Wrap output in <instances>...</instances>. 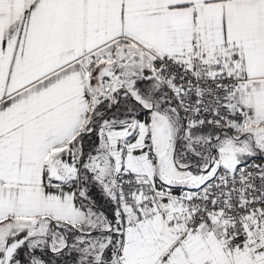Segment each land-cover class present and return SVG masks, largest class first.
Masks as SVG:
<instances>
[{
	"label": "snow or ice",
	"instance_id": "6c2138e0",
	"mask_svg": "<svg viewBox=\"0 0 264 264\" xmlns=\"http://www.w3.org/2000/svg\"><path fill=\"white\" fill-rule=\"evenodd\" d=\"M0 264H264V0H0Z\"/></svg>",
	"mask_w": 264,
	"mask_h": 264
}]
</instances>
